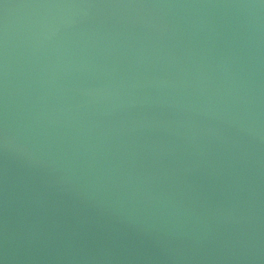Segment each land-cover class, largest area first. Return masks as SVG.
<instances>
[{
    "label": "water",
    "instance_id": "water-1",
    "mask_svg": "<svg viewBox=\"0 0 264 264\" xmlns=\"http://www.w3.org/2000/svg\"><path fill=\"white\" fill-rule=\"evenodd\" d=\"M261 3L0 0V260L264 264Z\"/></svg>",
    "mask_w": 264,
    "mask_h": 264
},
{
    "label": "clouds",
    "instance_id": "clouds-1",
    "mask_svg": "<svg viewBox=\"0 0 264 264\" xmlns=\"http://www.w3.org/2000/svg\"><path fill=\"white\" fill-rule=\"evenodd\" d=\"M260 6H264V0H262V3ZM61 7H69V8H72V7H79L78 5H62ZM246 7H256L255 5H246ZM5 146H7V137H5ZM0 264H4V261L0 260Z\"/></svg>",
    "mask_w": 264,
    "mask_h": 264
}]
</instances>
